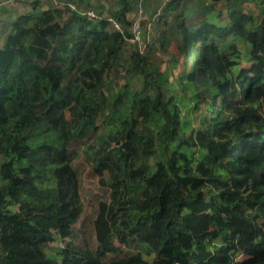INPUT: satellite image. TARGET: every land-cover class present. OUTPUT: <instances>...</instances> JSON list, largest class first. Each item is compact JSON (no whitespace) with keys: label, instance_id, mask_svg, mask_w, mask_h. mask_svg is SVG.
<instances>
[{"label":"trees","instance_id":"1","mask_svg":"<svg viewBox=\"0 0 264 264\" xmlns=\"http://www.w3.org/2000/svg\"><path fill=\"white\" fill-rule=\"evenodd\" d=\"M162 1L142 50L127 42L135 0H27L0 19V264H59L43 246L70 237L82 211L68 149L99 131L113 147L96 165L112 199L98 205V250L116 241L130 254L101 263L66 245L60 264H264V0ZM205 6L214 19L188 21ZM19 160L23 178L11 174Z\"/></svg>","mask_w":264,"mask_h":264},{"label":"rangeland","instance_id":"2","mask_svg":"<svg viewBox=\"0 0 264 264\" xmlns=\"http://www.w3.org/2000/svg\"><path fill=\"white\" fill-rule=\"evenodd\" d=\"M111 0H108V3H110ZM141 0H135V2H138V5L136 7V10L133 12V24L137 23L141 27V38L148 40L150 38H153V40L156 37L154 34L153 26L155 25L154 19H150V12L156 7V5H161L160 9L164 8L162 0H146L147 4L145 5V1L142 8H139V2ZM13 0H0V7L8 6L9 4L14 3ZM201 2V1H200ZM205 2V1H202ZM161 3V4H160ZM144 5L147 8H150L148 12H143ZM205 5H207L205 3ZM112 8H115V5L112 3L110 4ZM200 7H204L200 4ZM223 7V4H218L217 8ZM104 8L107 10V1L106 5L103 6L102 12H104ZM216 8V9H217ZM145 9V8H144ZM207 7L205 6V15L204 13H196L194 12L192 14V17L190 14L192 13L191 10H185L184 14L189 16L190 20L193 21L192 24L196 23L197 21H200L202 18L207 17L214 19V13L213 9H210L209 11H206ZM215 9V10H216ZM9 10V9H8ZM159 15L162 14L161 12H158ZM2 14H5L3 12ZM7 14V12H6ZM103 14H106L104 12ZM132 14V13H131ZM204 15V16H203ZM4 16V15H1ZM3 18V17H2ZM186 20V19H185ZM171 22L170 18L166 19V25H169ZM189 24V23H188ZM164 25L166 29L169 27ZM161 30V28H159ZM147 43V41H146ZM156 50L158 51L157 58L163 61L162 69L164 68L165 64L170 66V63H167L169 60V56L166 55L163 50L160 47V41H156L155 43ZM146 46V45H145ZM171 48V54L174 55L175 53V47L173 43H170L167 45V47ZM176 54V53H175ZM165 63V64H164ZM124 74V72L120 71L117 75V77H120ZM127 81L129 83V86L134 90L140 87V84H142L141 79L138 77H135L131 75V73L128 71L126 73ZM114 86L107 83L105 85V91L107 92V96L111 94L112 88L117 87L123 83L122 79H119L118 81H113ZM107 117V113L104 115ZM66 118H69V115L66 114ZM109 121H112L116 124L119 130H121L120 122L121 117L118 114H114L111 116ZM102 131H99L96 133V135H89L87 137L83 138V135H79L75 140L71 141L68 152L71 157V160L73 162V167L76 170L78 174L79 179V194L82 201V211L80 213L79 218L77 221L70 227V230L72 231V234L70 237L65 238L63 240L59 239L56 235H54V240L49 243L45 244L43 246V250L46 254L54 258L59 264H60V252L61 249H63L64 246H74L78 247L80 249H87L93 253H99L101 255L100 260L101 263H107L110 261H113V259H119L123 257L125 254H130V251L128 249H124L123 247H120L116 241H114V244L118 246V249H113L111 245L101 246L99 248V243L96 239H102L103 236L107 237V228L106 225L103 223L102 220H97L98 214H99V203L106 202L107 204L112 200L110 196V178L105 172H101L96 169L97 161L98 159L108 150L113 147V139L112 141L107 145L104 143L102 146L96 142V136L101 134ZM11 174L13 176H19L20 178L25 177L28 174L27 171V164L24 160L15 161L12 164ZM133 200L132 197L126 199L124 202L126 204L127 208V215L132 218L137 214L138 207L136 204L131 201ZM136 206V208H135ZM120 212L116 215L119 216ZM108 218V217H107ZM100 221L98 224L99 230L97 231L95 228L96 221ZM107 250L113 251L110 253H106L104 257H102V253L106 252ZM115 250V251H114ZM120 250V252H119ZM139 249H132V252H137ZM153 254L151 256H147L145 254H142V259L146 261H151L153 258ZM243 254H237L233 262L239 261L244 259Z\"/></svg>","mask_w":264,"mask_h":264},{"label":"built area","instance_id":"3","mask_svg":"<svg viewBox=\"0 0 264 264\" xmlns=\"http://www.w3.org/2000/svg\"><path fill=\"white\" fill-rule=\"evenodd\" d=\"M166 1H172V0H166ZM90 17H93L91 13L87 14ZM107 21L115 28V29H119L118 24L112 20L111 18H108ZM131 37L129 39H127V42L131 45H135L139 50H142L145 48V42L144 39L141 38V27L139 24L134 23L132 25V29H131Z\"/></svg>","mask_w":264,"mask_h":264},{"label":"crops","instance_id":"4","mask_svg":"<svg viewBox=\"0 0 264 264\" xmlns=\"http://www.w3.org/2000/svg\"><path fill=\"white\" fill-rule=\"evenodd\" d=\"M13 1H15V2L12 4H9L8 6H5V7L1 6L0 7V13L1 14L4 12V9L5 10L9 9L8 11H6L7 14H2V15H4L3 18L0 17V19H2L3 23H4L5 18H9V17L12 18L16 12L21 14V13H24L28 10L29 4H28L27 0H13ZM10 5H12L11 8H8ZM1 25H2V23L0 22V29H1ZM2 37H3V35L0 36V45L2 44Z\"/></svg>","mask_w":264,"mask_h":264}]
</instances>
